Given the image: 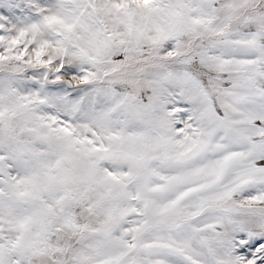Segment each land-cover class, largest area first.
<instances>
[{"label": "snow or ice", "instance_id": "6c2138e0", "mask_svg": "<svg viewBox=\"0 0 264 264\" xmlns=\"http://www.w3.org/2000/svg\"><path fill=\"white\" fill-rule=\"evenodd\" d=\"M0 264H264V0H0Z\"/></svg>", "mask_w": 264, "mask_h": 264}]
</instances>
